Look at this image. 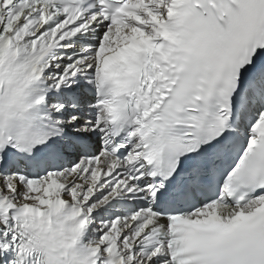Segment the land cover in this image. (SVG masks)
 Here are the masks:
<instances>
[{"label": "snow or ice", "instance_id": "6c2138e0", "mask_svg": "<svg viewBox=\"0 0 264 264\" xmlns=\"http://www.w3.org/2000/svg\"><path fill=\"white\" fill-rule=\"evenodd\" d=\"M0 264H264V0H0Z\"/></svg>", "mask_w": 264, "mask_h": 264}]
</instances>
